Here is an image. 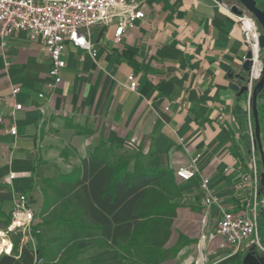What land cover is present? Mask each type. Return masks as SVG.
Returning a JSON list of instances; mask_svg holds the SVG:
<instances>
[{
    "label": "crops",
    "instance_id": "obj_1",
    "mask_svg": "<svg viewBox=\"0 0 264 264\" xmlns=\"http://www.w3.org/2000/svg\"><path fill=\"white\" fill-rule=\"evenodd\" d=\"M225 5L239 6L235 0H141L145 18L126 29L119 44L113 37L126 9L114 8L110 24L90 29L95 55L67 44L55 87L44 44L25 32L0 36L2 211L10 213L15 196L28 192L40 223L41 182L81 169L102 148L112 160L129 157L130 170H164L172 178L179 206L166 248L180 236L185 246L162 264H243L246 249L236 251L215 234L219 209L204 203L199 179L176 176L197 157L219 202L238 208L244 200L238 183L250 169L252 139L238 113L247 115V102L237 77L247 74L249 51ZM14 87L20 88L15 97ZM17 103L21 110H14ZM80 250L82 264H134L92 241Z\"/></svg>",
    "mask_w": 264,
    "mask_h": 264
},
{
    "label": "trees",
    "instance_id": "obj_2",
    "mask_svg": "<svg viewBox=\"0 0 264 264\" xmlns=\"http://www.w3.org/2000/svg\"><path fill=\"white\" fill-rule=\"evenodd\" d=\"M237 78L240 98L246 99L248 72ZM257 109L264 146V88ZM238 113L247 125L246 111ZM252 126L255 131L253 116ZM256 152L259 155L257 148ZM130 161L125 156L112 160L99 148L83 160L81 169L44 179L42 221L32 226L36 245L22 244L23 232L10 230L12 251L0 255V264H81L80 245L88 241L116 249L120 259L134 264H162L175 256L185 246V238L180 236L173 248H166L179 206L172 201L178 195L172 178L164 170H130ZM25 194L35 211L32 195ZM0 216L8 227L12 213L0 207Z\"/></svg>",
    "mask_w": 264,
    "mask_h": 264
},
{
    "label": "built area",
    "instance_id": "obj_3",
    "mask_svg": "<svg viewBox=\"0 0 264 264\" xmlns=\"http://www.w3.org/2000/svg\"><path fill=\"white\" fill-rule=\"evenodd\" d=\"M140 4L141 0H0V36L4 38L25 32L32 41H40L44 44L50 60L49 75L52 79L50 86L55 87L61 82V70L66 66L63 56L67 44H73L95 55L96 49L91 40L90 29L98 24H110L113 18L112 9L125 8V14L121 15L116 23L113 37L114 43L119 44L126 29L133 28L137 20L145 18V12L140 8ZM225 7L236 17L252 60L246 96L248 132L252 139L250 169L241 176L238 183L244 200L238 208H228L219 202L212 194L210 179L202 175L197 167V157L191 159L189 165L179 167L176 176L184 181L198 178L205 193L204 203L218 207L220 215L216 235L233 245L236 251L242 249L248 251L254 247L264 255V243L259 234L261 210H264L260 184L262 167L253 142L252 126L253 89L261 78L264 68L263 50L259 46L261 28L255 17L243 6H238L240 12H235L233 7L226 5ZM129 79L130 88L135 90L137 88L135 76L130 75ZM19 91V87H14L12 96L15 97ZM40 96L43 97L44 94ZM22 108L23 105L17 103L14 110L18 111ZM2 123L3 118L0 117V125ZM9 132L15 135L16 126H11ZM16 176L17 173H10L9 177L13 179ZM11 213L14 226L16 224L22 228V232L33 239L35 211L27 194L15 196ZM38 263H41V259Z\"/></svg>",
    "mask_w": 264,
    "mask_h": 264
},
{
    "label": "water",
    "instance_id": "obj_4",
    "mask_svg": "<svg viewBox=\"0 0 264 264\" xmlns=\"http://www.w3.org/2000/svg\"><path fill=\"white\" fill-rule=\"evenodd\" d=\"M239 5L243 6L249 13H251L256 21L258 22L261 28V34L259 36V46L262 50H264V9L260 8L257 0H235ZM233 10L235 12H240L238 6H233ZM251 52H248L247 59L244 63L245 70L249 73L252 60ZM264 88V68L262 72L261 78L256 82L253 95H252V112L254 117V145L257 148L261 161V174H260V184L261 191L264 199V146L261 140V127L259 122V115L257 109V98L259 93ZM243 264H264V256L256 254L253 250L247 251L242 260Z\"/></svg>",
    "mask_w": 264,
    "mask_h": 264
},
{
    "label": "rangeland",
    "instance_id": "obj_5",
    "mask_svg": "<svg viewBox=\"0 0 264 264\" xmlns=\"http://www.w3.org/2000/svg\"><path fill=\"white\" fill-rule=\"evenodd\" d=\"M263 59H264V52H263ZM259 159H260V156L258 155ZM260 165H261V161H260ZM249 172V171H248ZM264 211V210H263ZM261 210V218L259 220V234H260V237H261V240L262 242L264 243V212ZM4 218L0 216V232L1 235L0 236V240L2 239V237H6V239L8 241H11V237H10V234L8 233L10 230H14L16 229L17 230H21L22 231V228H19L16 224L14 226V223L12 222V217H11V225H9L8 227H5L4 226ZM24 234V233H23ZM22 244H28L32 247H34L36 245V239L33 238V239H30L29 236H26L25 234L23 235V239H22ZM12 247H13V243H12ZM6 252H0V255L1 254H5ZM6 254H10V253H6ZM89 254V252H88ZM79 262L82 264L84 263L83 261L79 260ZM86 264V263H85ZM89 264V263H87Z\"/></svg>",
    "mask_w": 264,
    "mask_h": 264
},
{
    "label": "bare ground",
    "instance_id": "obj_6",
    "mask_svg": "<svg viewBox=\"0 0 264 264\" xmlns=\"http://www.w3.org/2000/svg\"><path fill=\"white\" fill-rule=\"evenodd\" d=\"M3 235L0 232V236ZM12 251V243L6 239V237H2L0 240V252L11 253Z\"/></svg>",
    "mask_w": 264,
    "mask_h": 264
}]
</instances>
